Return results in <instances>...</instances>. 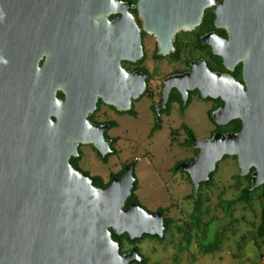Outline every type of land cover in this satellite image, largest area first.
I'll return each mask as SVG.
<instances>
[{
    "label": "flooded vegetation",
    "instance_id": "1",
    "mask_svg": "<svg viewBox=\"0 0 264 264\" xmlns=\"http://www.w3.org/2000/svg\"><path fill=\"white\" fill-rule=\"evenodd\" d=\"M221 1L64 0V27L46 33L42 45H34L40 67L45 62L64 63V84L56 83L55 96L64 101L70 95L83 97L80 109L89 138L79 142L76 153L69 156L71 167L86 174L101 190L130 168L134 181L122 208L137 204L159 213L161 235L143 233L130 238L107 227L120 254L135 249L139 255L128 264H186L185 253L193 250L188 247L192 243L198 247V232L211 224L206 220L209 209L203 189L212 186L207 183L219 161L226 156L236 161L234 155H224L208 179L195 187L190 173L181 167L198 155L196 137L184 119L188 107L194 105L196 112L204 114L205 134L196 139L239 132L249 111L258 122H264V71H257L260 65L254 63L262 61L264 69V61L254 50L250 55L239 41L246 35V43L257 49L264 46V0H238V8H230L231 0H224V7L218 8ZM143 102L144 122L151 128L139 138L121 125L125 116L138 118L137 108ZM164 125L170 128L167 145L173 150L156 153L150 143ZM120 126L122 129L112 132ZM233 126L237 129L229 128ZM181 147L190 152L181 156ZM135 148L146 151L147 169L157 180L162 198L156 204L140 200L136 170L140 156L132 152ZM186 187L189 192L184 194ZM177 191L183 194L180 198L175 196ZM172 229L180 239L175 248L171 240V246L165 248ZM146 236L152 237L148 253L139 246Z\"/></svg>",
    "mask_w": 264,
    "mask_h": 264
},
{
    "label": "water",
    "instance_id": "2",
    "mask_svg": "<svg viewBox=\"0 0 264 264\" xmlns=\"http://www.w3.org/2000/svg\"><path fill=\"white\" fill-rule=\"evenodd\" d=\"M63 27L64 0H0V264H128L139 255L120 254L107 227L130 238L161 235L162 220L137 204L122 208L134 181L130 168L101 190L69 164L89 138L83 97L57 98L64 63L40 67L34 48ZM239 41L264 61V46L258 51L246 35ZM254 63L264 71L262 61ZM255 116L249 111L239 132L194 139L198 155L181 167L196 188L224 155L236 157L240 175L254 169L251 189L264 184V122Z\"/></svg>",
    "mask_w": 264,
    "mask_h": 264
},
{
    "label": "rangeland",
    "instance_id": "3",
    "mask_svg": "<svg viewBox=\"0 0 264 264\" xmlns=\"http://www.w3.org/2000/svg\"><path fill=\"white\" fill-rule=\"evenodd\" d=\"M145 103H140L138 110V118L134 119L129 116H125L122 121V128L128 127V134L145 136L151 125L144 122L146 120V112L144 111ZM198 112V111H197ZM194 105H190L188 110L184 114V119L188 126L192 129L196 138H202L205 134L204 129V114L197 113ZM183 118V117H182ZM140 121V122H138ZM120 127L112 129L113 133L118 132ZM170 128L164 125L160 130L155 132L153 139L150 144L151 148L156 153H163L164 151H172L173 147L168 144L167 132ZM181 141L183 138V132H181ZM140 138V137H139ZM183 146V145H182ZM165 147L167 149H165ZM178 151V147L175 148ZM134 155L140 156V159L136 161V170L140 176L139 182V197L140 200L145 204H153L161 200L162 194L156 189L155 176L148 171L146 151L140 148L132 150ZM181 156H186V153L190 152L189 148L180 149ZM217 169L213 172L214 184L208 188L203 189V197L207 199V207L209 213L206 214V220L210 221L211 224L207 227V233L203 238L202 233L198 232L195 244H191L188 248L193 249L192 253L187 251L184 257V263L186 264H264V248H259L254 238V226L259 221V204L257 201L254 202L253 209L246 207L244 204H237L232 211V218L235 221L231 222L230 216L226 214L224 209L220 206V200L234 198L238 190L234 187L235 179L234 175L239 172L237 160L226 156L217 163ZM189 189L186 187L184 194L188 193ZM175 194L176 197L182 196L183 194L178 191ZM165 194V193H164ZM166 195V194H165ZM167 199V195L165 197ZM255 224V225H254ZM254 225V226H253ZM221 232L219 240V248L213 250L208 254H203L199 250V243L213 242L216 237V232ZM172 234H168L167 243L165 248H173L180 239L179 233L172 229ZM152 237H145L139 245L142 247L143 252H150ZM155 240V239H154ZM170 240L171 245H170ZM169 241V242H168ZM143 243V245H142ZM178 249V247H176ZM151 254V253H150ZM184 254V253H182ZM155 257L157 254L154 255ZM164 257V256H163ZM167 260V255H165ZM169 262H172L171 256H169ZM154 264V263H152Z\"/></svg>",
    "mask_w": 264,
    "mask_h": 264
},
{
    "label": "trees",
    "instance_id": "4",
    "mask_svg": "<svg viewBox=\"0 0 264 264\" xmlns=\"http://www.w3.org/2000/svg\"><path fill=\"white\" fill-rule=\"evenodd\" d=\"M230 129H237V126L229 127ZM190 143H185V145H189ZM184 145V144H183ZM213 174V173H212ZM235 184L234 187L238 190L237 195L232 199H222L220 200V206L224 209L226 214L230 216L231 222L235 221V219L232 218V211L233 208L237 204H244L246 207L252 208L254 202L257 201L259 204V221L254 226V238L256 240V244L259 246V248H264V184L260 185L259 187H256L254 189L250 188V174L246 175H240L239 173H236L234 175ZM207 184H214L213 177L211 178L210 182ZM202 187H200L201 190ZM200 193H198V199L200 198ZM132 199H135V197H132ZM200 219L199 217L196 220V224L198 227H200ZM203 238H205V235L207 233V229L201 230ZM221 232H216V237L213 242H202L201 245V252L202 253H210L213 250H216V248H219V240H220ZM190 236L189 233H187V237ZM119 238V237H118Z\"/></svg>",
    "mask_w": 264,
    "mask_h": 264
}]
</instances>
